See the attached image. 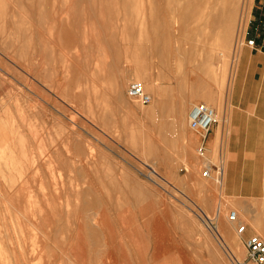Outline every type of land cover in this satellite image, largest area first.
I'll list each match as a JSON object with an SVG mask.
<instances>
[{
  "label": "rangeland",
  "instance_id": "1",
  "mask_svg": "<svg viewBox=\"0 0 264 264\" xmlns=\"http://www.w3.org/2000/svg\"><path fill=\"white\" fill-rule=\"evenodd\" d=\"M253 2L0 0V264H79L80 226L89 264L109 240L116 264H256L229 217L222 117ZM196 102L216 110L207 160Z\"/></svg>",
  "mask_w": 264,
  "mask_h": 264
},
{
  "label": "crops",
  "instance_id": "2",
  "mask_svg": "<svg viewBox=\"0 0 264 264\" xmlns=\"http://www.w3.org/2000/svg\"><path fill=\"white\" fill-rule=\"evenodd\" d=\"M247 17L246 39H253L255 45L242 47L245 76L237 77L222 114L226 122L223 188L239 211L238 224L246 225L238 233L245 249L251 235L264 238V0H254Z\"/></svg>",
  "mask_w": 264,
  "mask_h": 264
},
{
  "label": "built area",
  "instance_id": "3",
  "mask_svg": "<svg viewBox=\"0 0 264 264\" xmlns=\"http://www.w3.org/2000/svg\"><path fill=\"white\" fill-rule=\"evenodd\" d=\"M248 43L254 45V40H249ZM128 94L142 103L151 101V95L145 91L141 82H132L129 86ZM216 119L215 109L205 102L194 103L188 114L189 127L200 137L199 145L197 146L198 155L206 160L208 154L207 137ZM212 165L209 162L205 164L203 175L210 176ZM214 170H218L216 166ZM219 174H222L221 169H219ZM229 217L232 222L238 221V214L235 210L230 211ZM245 227V224H238L237 232H243ZM245 244L247 257L256 264H264V238L259 234H253L246 240Z\"/></svg>",
  "mask_w": 264,
  "mask_h": 264
},
{
  "label": "bare ground",
  "instance_id": "4",
  "mask_svg": "<svg viewBox=\"0 0 264 264\" xmlns=\"http://www.w3.org/2000/svg\"><path fill=\"white\" fill-rule=\"evenodd\" d=\"M243 1V0H242ZM242 7V6H241ZM243 17V16H242ZM243 29V28H242ZM9 57H11V56H9ZM15 59V58H14ZM13 59V60H14ZM16 60V59H15ZM19 62V61H18ZM30 72V71H29ZM123 80V79H122ZM122 80H120V81H122ZM121 84H123V82L121 83ZM122 87H123V85H122ZM46 98V97H45ZM212 107V106H211ZM215 112H216V110H215ZM74 126V125H73ZM88 167V166H87ZM154 171H155V169L154 168H152ZM22 186H24V183H23V181L22 180H18L17 181V183H16V185L15 186H13V188H12V193H11V196L9 195V199L11 200V202L13 203V204H20V202H21V197H19L20 196V194L22 193ZM61 187V186H60ZM91 189V188H90ZM9 191V190H8ZM11 192V191H10ZM10 194V193H9ZM0 215H1V213H0ZM207 215V214H206ZM74 216V215H73ZM168 216V215H167ZM83 217V216H82ZM208 218H209V216H207ZM210 219V218H209ZM84 221V220H83ZM82 222V221H81ZM82 224H83V222H82ZM57 226V225H56ZM222 227V230H224V231H227L226 230V228H224L223 226H221ZM73 229V231H72V234H74L73 235V237H72V235H70L69 237H68V240H65L64 241V243H65V245L67 244V247H65L64 249H66V255L67 254H71L70 256H72V257H74L75 258V260H78V262H79V264H89V257H88V245H86V237L83 235V233H82V227L80 226V227H78V230L77 231H75V227L74 228H72ZM220 229V228H219ZM64 230V229H63ZM65 231V230H64ZM84 231V230H83ZM222 233V232H221ZM65 235H67V234H65ZM55 236H57V235H55ZM66 237V236H65ZM67 238V237H66ZM223 240L224 241H227L229 244H227V245H229L230 247H231V250L233 249L234 250V248H235V242L233 241L232 243H230V241H229V239L230 238H228L227 236H226V234H224L223 235ZM163 242V241H162ZM170 242V241H169ZM88 243V242H87ZM105 245H107V247H106V249L104 250V254H105V264H116V257H115V255L113 254V252L111 251L112 249H111V247H110V245H111V243H110V240L109 241H107L106 242V244ZM62 247V246H61ZM229 247V248H230ZM182 249V248H181ZM169 250H170V247H169ZM173 250H176V248L175 249H173ZM179 250V249H178ZM183 250V249H182ZM232 250V251H233ZM236 250V249H235ZM10 251V250H9ZM94 252V251H93ZM170 252V251H169ZM172 252V251H171ZM177 252V251H176ZM234 252V251H233ZM97 253L98 252H94V255H97ZM99 255V254H98ZM68 257H69V255H67ZM59 258V256H56L55 257V259L54 260H52L53 262H55L56 263V261H58L57 259ZM95 258V257H94ZM237 259H239V258H237ZM240 260V259H239ZM239 262V261H238ZM18 263V262H17ZM26 263H29V260H26V259H24V264H26ZM136 263V262H135ZM13 264H14V262H13ZM134 264V263H133ZM140 264V263H139Z\"/></svg>",
  "mask_w": 264,
  "mask_h": 264
}]
</instances>
